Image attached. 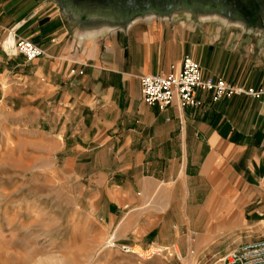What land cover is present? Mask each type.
Segmentation results:
<instances>
[{
    "label": "crops",
    "instance_id": "0c3cea01",
    "mask_svg": "<svg viewBox=\"0 0 264 264\" xmlns=\"http://www.w3.org/2000/svg\"><path fill=\"white\" fill-rule=\"evenodd\" d=\"M12 28L46 55L29 63L0 46V102L51 135L68 159L57 172L108 236L193 264L264 237V93L199 91L200 108L161 111L140 84L190 55L205 77L264 92V27L182 12L94 28L52 0H0V43Z\"/></svg>",
    "mask_w": 264,
    "mask_h": 264
},
{
    "label": "rangeland",
    "instance_id": "374dc122",
    "mask_svg": "<svg viewBox=\"0 0 264 264\" xmlns=\"http://www.w3.org/2000/svg\"><path fill=\"white\" fill-rule=\"evenodd\" d=\"M258 1L264 12V0ZM68 7L79 14L72 3ZM193 12L227 18L220 7ZM229 18L237 19L234 14ZM22 122L19 111L0 102V264H193L181 258L178 248L180 257L157 246L165 253L149 258L143 255L146 248L108 236L80 205L84 200L71 190L70 180L57 172L68 159L56 158L51 135ZM112 241L118 248L110 247Z\"/></svg>",
    "mask_w": 264,
    "mask_h": 264
},
{
    "label": "built area",
    "instance_id": "2783aa9c",
    "mask_svg": "<svg viewBox=\"0 0 264 264\" xmlns=\"http://www.w3.org/2000/svg\"><path fill=\"white\" fill-rule=\"evenodd\" d=\"M0 46L6 56L23 57L29 63L46 55L41 47L29 40L19 38L15 28L10 29ZM140 84L143 101L149 106L159 107L161 111L172 106L176 99L179 100L182 108H200L199 91L211 93L214 102L242 95L259 98L264 93L262 90L231 85L223 79L205 77L200 65L190 55L183 57L178 73L143 76L140 77ZM124 250L132 251V249ZM160 250L162 249L150 246L146 248L145 253L149 258H153L165 253L164 250L162 252ZM136 254L139 257L145 255ZM214 264H264V237L230 251Z\"/></svg>",
    "mask_w": 264,
    "mask_h": 264
},
{
    "label": "water",
    "instance_id": "95a60500",
    "mask_svg": "<svg viewBox=\"0 0 264 264\" xmlns=\"http://www.w3.org/2000/svg\"><path fill=\"white\" fill-rule=\"evenodd\" d=\"M59 6L62 15L70 22H80L87 27H110L126 25L137 18L148 17H171L172 14L190 13L195 16L219 17L217 14H204L193 12L195 8L203 9L208 6L220 7L227 13L226 21L242 23L245 28H263L264 12L261 8L262 2L249 0L251 4L259 7L256 18L242 10L243 3L248 0H52ZM69 3L79 10L76 15L68 7ZM242 5V6H241ZM195 7V8H194ZM246 8V5H245ZM244 8V10H245ZM236 15V21L229 17Z\"/></svg>",
    "mask_w": 264,
    "mask_h": 264
},
{
    "label": "flooded vegetation",
    "instance_id": "af4514ba",
    "mask_svg": "<svg viewBox=\"0 0 264 264\" xmlns=\"http://www.w3.org/2000/svg\"><path fill=\"white\" fill-rule=\"evenodd\" d=\"M245 5H246V8H245ZM242 6V5H241ZM245 8V10H244ZM242 10L244 13H247L249 14V16L251 18H256V13H259V7L254 5L253 3L251 4V2L248 0V2H244L243 3V7H242Z\"/></svg>",
    "mask_w": 264,
    "mask_h": 264
},
{
    "label": "bare ground",
    "instance_id": "6f19581e",
    "mask_svg": "<svg viewBox=\"0 0 264 264\" xmlns=\"http://www.w3.org/2000/svg\"><path fill=\"white\" fill-rule=\"evenodd\" d=\"M10 42H11V40H10ZM110 245H111L110 247L112 249H114V247H117L118 248V244L115 241L110 242ZM133 252L138 253V252L134 251V249H133ZM145 255H147V254L145 253Z\"/></svg>",
    "mask_w": 264,
    "mask_h": 264
}]
</instances>
